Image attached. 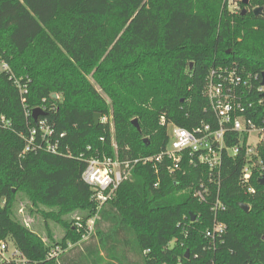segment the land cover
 <instances>
[{
  "label": "trees",
  "instance_id": "1",
  "mask_svg": "<svg viewBox=\"0 0 264 264\" xmlns=\"http://www.w3.org/2000/svg\"><path fill=\"white\" fill-rule=\"evenodd\" d=\"M226 3L0 0V64L8 65L0 69V116L9 121L0 122V242L11 241L28 264H103L105 256L119 264L112 255L121 241L132 242L123 252L127 264H264V185L256 172L255 193L245 192L240 155L223 159L226 210L219 219L227 232L215 252L203 249L212 215L193 197L200 176L193 167L171 175L161 165L156 171L151 162H131L130 176L99 211L93 230L85 227L94 213L90 187L81 179L85 158L96 151L110 157L116 151L130 161L159 153L168 139L161 116L188 129L212 122L203 90L213 67L236 63L259 81L264 16L252 10L264 11V0H238L237 12ZM34 108L44 112L36 121L25 114ZM259 111L264 115V107ZM95 113L110 118L115 150L109 120L94 124ZM41 119L53 129L57 152L23 153ZM25 201L61 226L59 239L46 225L43 241L17 217ZM77 217L83 227L74 226ZM56 245L62 252L48 258Z\"/></svg>",
  "mask_w": 264,
  "mask_h": 264
},
{
  "label": "built area",
  "instance_id": "2",
  "mask_svg": "<svg viewBox=\"0 0 264 264\" xmlns=\"http://www.w3.org/2000/svg\"><path fill=\"white\" fill-rule=\"evenodd\" d=\"M232 3L236 4L235 7L228 9L237 12L238 0H227L228 6ZM0 69L7 70V63H1ZM257 78V75L244 71L236 63L213 67L207 74L203 90L214 116L212 122H201L188 129L172 122L166 123L165 118L161 116L160 124L165 125L168 139L159 153L130 161L120 160L116 151L114 157L96 151L85 158L81 179L90 187L94 202V213L85 222L88 234L93 230L99 211L112 199L120 182L130 176L131 162H151L156 171L161 165L171 175L184 173L185 168L193 167L200 172L193 197L208 204L212 215L210 225L203 233L206 239L203 249L215 252L227 232L226 223L219 219V214L226 210V204L220 198L224 157L240 155L243 158L239 183L248 194H254L256 191L251 185L254 174L260 173L259 178L264 175V160L261 156L264 147V115L259 113L260 107H264V85L261 83V76L259 81ZM18 86L24 90L19 83ZM25 114L32 115V111L25 110ZM107 120L109 119L106 116L99 117L101 122ZM0 122L4 126L9 125V121L2 116ZM109 123L110 143L115 150L113 126L110 120ZM51 135L53 129L45 120H39L37 126L31 127L25 138L23 153L37 150L56 153L57 145L56 142L50 141ZM99 140L104 141V137L101 136ZM74 226L83 227L80 217L76 218ZM69 246L70 244L67 247ZM62 250L60 245H56L49 252L48 258L57 257ZM0 260L28 264L15 247L11 253H7L5 241L0 242ZM210 264L219 263L212 260Z\"/></svg>",
  "mask_w": 264,
  "mask_h": 264
},
{
  "label": "rangeland",
  "instance_id": "3",
  "mask_svg": "<svg viewBox=\"0 0 264 264\" xmlns=\"http://www.w3.org/2000/svg\"><path fill=\"white\" fill-rule=\"evenodd\" d=\"M227 2V0H226ZM235 3H232L228 6V4L226 3V6H228L229 9H232L233 7H235ZM237 6H239L237 4ZM110 119V118H109ZM168 133H170V127H168ZM23 204L18 206V209L16 211L17 217L28 227H32L33 230L38 233L43 241H46L45 235H46V225L48 226L49 230L53 233V235L55 236V239H59L62 234H63V230L61 228V226H59L57 223L51 221V220H46L44 219V217L37 212L35 209H32V211H30V205L28 203L22 202ZM74 215L70 217V219H73ZM107 224V223H106ZM134 242V241H133ZM127 243V242H126ZM126 243L124 241H121V244H119L118 248L115 251H120L119 253H117V255L113 254L112 256H116L117 261L119 264H127V261L123 258V252L124 250H128L129 248L132 247V242L130 241V243ZM129 245V246H128ZM170 245H172V242H170ZM13 243L11 241H7V253H11V251H13ZM101 251V249H99ZM113 251V250H112ZM100 257V256H98ZM99 259L97 258V261ZM93 263V262H92Z\"/></svg>",
  "mask_w": 264,
  "mask_h": 264
},
{
  "label": "water",
  "instance_id": "4",
  "mask_svg": "<svg viewBox=\"0 0 264 264\" xmlns=\"http://www.w3.org/2000/svg\"><path fill=\"white\" fill-rule=\"evenodd\" d=\"M242 2H243L245 5L248 4V0H242ZM246 11H247L246 7H243V8H242V14L245 13ZM252 11H253V13H254L255 15H263V16H264V11H263V8H262L261 6H257V7H255V8H253ZM261 83L264 85V71H263L262 74H261ZM263 94H264V93H263ZM54 96H55V95H54ZM42 114H44V112H43L40 108H34V109L32 110V117H33L34 121H36L38 115H42ZM99 117H100V114H99V113H95V114H94V116H93L94 124H98V122H99ZM131 123H132V125H133L138 131L140 130V127H139V124H138L136 118H133V119L131 120ZM143 140L146 141L147 138H144ZM259 183H260L261 185H264V175H263L262 177L259 178ZM239 207H240L243 211H245V212H247V211L249 210V205L246 204V203H240V204H239ZM191 219H194V215H193V214H191ZM262 239L264 240V233H263V235H262ZM187 255H188V251H186V253H185V256H187Z\"/></svg>",
  "mask_w": 264,
  "mask_h": 264
},
{
  "label": "crops",
  "instance_id": "5",
  "mask_svg": "<svg viewBox=\"0 0 264 264\" xmlns=\"http://www.w3.org/2000/svg\"><path fill=\"white\" fill-rule=\"evenodd\" d=\"M102 253V252H101ZM105 258V261L103 264H109L111 260H109L106 256L104 257Z\"/></svg>",
  "mask_w": 264,
  "mask_h": 264
}]
</instances>
